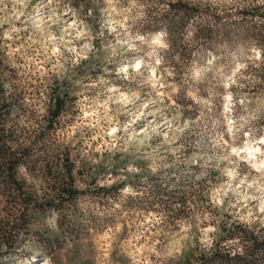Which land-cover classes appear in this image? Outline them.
I'll return each mask as SVG.
<instances>
[{
  "label": "rangeland",
  "instance_id": "rangeland-1",
  "mask_svg": "<svg viewBox=\"0 0 264 264\" xmlns=\"http://www.w3.org/2000/svg\"><path fill=\"white\" fill-rule=\"evenodd\" d=\"M183 1L217 16L189 58L169 51L156 20L167 8L151 13L152 0H100L83 16L69 0H0L2 84L25 93L9 124L33 134L52 84L70 82L76 100L57 138L88 191L69 213L34 219L0 264H180L211 248L215 222L264 227V15L239 14L264 0ZM162 183L186 203H155Z\"/></svg>",
  "mask_w": 264,
  "mask_h": 264
},
{
  "label": "trees",
  "instance_id": "trees-1",
  "mask_svg": "<svg viewBox=\"0 0 264 264\" xmlns=\"http://www.w3.org/2000/svg\"><path fill=\"white\" fill-rule=\"evenodd\" d=\"M69 1L80 16L87 15L92 9L94 15L99 11L97 3L100 0ZM161 4L167 9L158 15ZM251 5L241 8L239 14L257 10L264 15V3L259 7ZM204 10L198 4L183 0H152L150 12L158 15L156 20L163 27L165 40L173 55L189 58L199 45L212 41L217 16L213 14V9L207 7ZM203 17L211 19L204 20ZM0 70V202L3 203L0 212V250L9 257L18 248L20 236L27 233L34 219H41L50 212L59 215L69 213L88 191L87 187L83 189L87 185L81 182L84 174L77 170L70 148L61 145L57 138L60 121L76 100L70 82L55 81L52 84L48 92L45 124H37L33 134L27 135V132L16 131L14 124H9L12 107L21 108L19 101L25 93L13 85V92L8 95L2 84L5 68L1 62ZM9 79L14 82L13 76L9 75ZM21 171L41 181L39 192L31 188ZM91 176L87 180L95 186L97 173ZM125 184L122 182L116 186L115 191L118 193ZM95 187L103 196L110 195L111 190ZM154 187L157 190L154 202L169 210L176 204L183 206L188 199L184 194L169 192L167 184ZM214 227L220 237L214 239L211 248L188 251L180 264H264L262 225L230 223L223 219L215 222ZM59 228L62 229L63 225ZM41 239L44 248L55 247V239L49 236Z\"/></svg>",
  "mask_w": 264,
  "mask_h": 264
}]
</instances>
